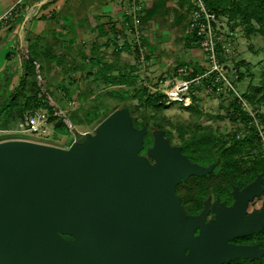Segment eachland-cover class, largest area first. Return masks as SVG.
I'll return each instance as SVG.
<instances>
[{"label": "water", "instance_id": "water-1", "mask_svg": "<svg viewBox=\"0 0 264 264\" xmlns=\"http://www.w3.org/2000/svg\"><path fill=\"white\" fill-rule=\"evenodd\" d=\"M56 113L73 128L62 111ZM145 132L132 127L123 108L106 116L94 137L73 140L67 149L0 141V264H223L259 258L264 247L231 240L264 224V208L244 217L247 202L264 191L260 176L233 188L231 207L215 202L216 219L193 236L203 213L183 219L175 185L210 167L189 161L159 131L148 149L156 158L150 164L138 154Z\"/></svg>", "mask_w": 264, "mask_h": 264}, {"label": "rangeland", "instance_id": "rangeland-1", "mask_svg": "<svg viewBox=\"0 0 264 264\" xmlns=\"http://www.w3.org/2000/svg\"><path fill=\"white\" fill-rule=\"evenodd\" d=\"M141 4L143 13L146 14L152 1L141 0ZM43 8L44 6L40 11ZM166 8L167 10L162 11V14L153 15L142 21V33L139 37L122 28L114 37L115 41L110 39L111 42L106 45L108 50H97L95 54L93 53L95 56L101 54L102 60L111 65L110 70L105 74L117 76L119 83L106 85L99 79L96 68L93 66L94 63L89 61L92 53L84 49H80L81 51L77 54L78 58H73L75 55L69 50L65 52L64 68L75 64L77 70L74 71L76 72L72 69L51 68V71L46 73V77L42 73L40 77L37 76L42 85L49 90L50 96H45V100L56 105L65 116L73 118L76 122V127L71 130L68 127L70 135L55 134L50 128L46 129V132L23 131L16 120L8 128L0 129V141L24 139L67 149L73 140L80 142L94 137L97 125L106 116L125 108L131 117L133 128L145 127L147 131L148 126H151L152 143L144 153H140L141 149L138 152L139 155L145 156L150 164L156 161V158L148 152V149L153 146L154 131L161 132L170 147H180L183 141L200 137L209 138L210 142L206 144L210 147L214 138L223 140L232 134L242 137L249 135L252 131L251 127H254L257 134L254 137L253 147H250L244 156L250 159L264 158V126L259 121L260 114L264 115V37L254 30L245 28L238 16L231 18L228 14L218 16L217 34L224 44L221 64L227 70L226 74L232 80L237 94L242 96L247 107L254 112L255 121L248 114L243 117L240 110L232 109L231 102L235 99L233 91L208 95L204 94L200 88L199 94L202 96L196 97L188 108H182L179 103L160 104L159 107H153L146 101L145 93H141L142 86H146L148 92L161 93V89L184 78L193 64L207 67L204 53L198 41L192 38L193 35L186 23L188 20L186 0H168ZM175 11L179 15L175 14ZM40 23L37 22L38 25ZM59 36L64 37L62 41L67 40V34L60 31L52 36L51 45L59 44L61 40ZM62 74L64 79L60 82L61 77L59 76ZM63 82L64 85H69L66 88L68 91L60 87ZM75 85L79 92L75 90ZM248 94L253 95L251 100L246 97ZM71 100L75 102L74 105L68 103ZM94 107L98 112L92 119H89L85 112L88 109L93 110ZM240 109L245 111L241 107ZM45 110L48 113V109L45 108ZM133 116L136 117L137 122H147V125L134 126ZM49 122L53 124L52 119H49ZM164 131H167V137L164 136ZM186 158L191 161L188 157ZM201 166L210 167V170L216 172L219 163ZM195 176L201 175L191 173L185 179L182 178L179 183L180 179L175 185V194L180 198L183 219L196 217L203 213L197 227L199 228L200 225L216 219L213 210L215 202L222 203L226 207L234 204L233 188L236 186L231 189V199L226 202L221 200L211 188L205 190L197 188V182L200 183V180H196ZM190 183L196 186L195 191V188L190 187ZM261 186L264 187L263 180ZM191 192L198 193L195 198L198 202H202V207L196 214H186L182 206V197L186 200L191 199L193 197ZM263 208L264 191L247 202L249 213L244 217Z\"/></svg>", "mask_w": 264, "mask_h": 264}, {"label": "trees", "instance_id": "trees-1", "mask_svg": "<svg viewBox=\"0 0 264 264\" xmlns=\"http://www.w3.org/2000/svg\"><path fill=\"white\" fill-rule=\"evenodd\" d=\"M52 1L55 0H44L42 3H39L40 1L37 0L34 4V7H36L35 9H38L39 7H42ZM167 1L168 0L152 1L151 6L147 8L146 14L142 12V14L140 15L141 23L146 18L152 17L153 15L162 14V11H166ZM204 3L206 7L209 10L215 12L217 16L223 14H228L230 18L238 16L245 28L254 30L264 37V0H204ZM186 8L188 14V0H186ZM175 14L179 15V13L176 11ZM26 17L27 19L20 29V37L18 38L17 44L18 47L23 48L22 54H20V75L18 83L11 94L12 97H10V102L6 103L3 109H8L4 111H10L11 108L8 107L10 104L16 105L20 102L19 108L21 113L20 115L22 117L23 113L28 108H47L48 121L49 119H52L53 121V132L55 134L68 136L71 134L68 126L62 120L61 116L56 113L59 108L56 105L48 103L45 100V96H50V93L49 90L44 87L42 83L37 79V76L39 75L40 77V73H42L46 77V73L50 72L51 68H63L66 70L72 69L73 72H76L74 70H77V66L73 64V66L70 65L72 67L68 66L64 68V63L61 65L60 62L62 61L61 59L63 57L65 58V52H68V50L65 49L66 51L60 52L48 43L42 46L41 42L39 41L41 36H38V38L35 40H29V43L24 46L21 41V35L27 21L31 17V14L27 13ZM23 18L24 16L21 17L20 20H23ZM127 19L128 17L123 15V29H127L128 31H130L128 29V26H125L124 24ZM186 23H188V21ZM111 27L112 28H110V31L113 32V35L111 37L109 36V39H111V41H115L114 37L120 30H116L113 26ZM192 38L197 40V37H195L194 35L192 36ZM68 40L70 39L68 38ZM89 52L92 53L90 55L91 58L89 59V61L90 63H94L93 66H95L96 68L97 77L101 79L106 85L119 83V78L117 76L106 75L110 70L111 65L105 62V60H102V58L100 57L101 54L95 56V52ZM76 53L78 54L79 51H77ZM221 55L222 54L219 55L220 60ZM29 57L34 58L38 65L32 62ZM189 69V72L185 74L184 78H190L195 74L202 73L206 69V67H201L197 64H193V66ZM63 79L64 75L62 74L60 82H62ZM60 87L63 90L65 89L66 91H68L66 88H68L69 85L66 86L63 82ZM74 87L75 90H78L79 92L77 86L75 85ZM140 89L142 90L141 93H145V99L150 105H152L153 107H159L160 104L164 105L161 102V97L163 96L162 93L148 92L146 86H142ZM252 96L253 95L248 94L246 97L251 100ZM191 104H188L186 106L182 104L179 105L182 108H188ZM231 105L233 106L232 109L240 110V113L243 117L245 115L247 116V112L240 109V105L237 102L236 98L233 100V102H231ZM97 112V108L94 107L93 110L88 109L85 112V115L89 119H92L95 114H97ZM259 118V121L264 126V115L260 114ZM68 119L70 120L72 125L76 127V122L74 121V119L71 117H68ZM132 120L134 126L142 127L143 125H147V122H137L135 116H133ZM150 128L151 126H148L147 131L143 135V143L140 153H144L152 143ZM251 130L252 131L249 135H244L242 137L238 136L237 134H232L231 136L223 140L214 138L210 147H208V145L206 144L210 142V139L205 137L185 140L181 143V153L188 157L191 161L203 166H208L214 164L215 162L219 163V168L216 172L214 170H209L204 175L195 176L196 180H200V183H198L199 181L197 182V188L202 190L211 188L221 200L227 202L231 199V189L234 186H236L237 189L245 187L253 180H255L258 176H260L261 181H264V158L257 157L250 159L244 156L249 148L253 147L252 145L254 137L257 134V130L254 127H251ZM163 134L165 137L168 136L167 131H164ZM190 187L195 188L194 191L196 190V186L194 184L190 183ZM191 193L193 197H191V199L189 200H186V198L182 197V206L186 214H196L202 207V202H198L197 198H195L196 196H198V193ZM249 237H252V242L258 243L260 247H264V224L257 233L247 236H240L237 240L244 242L248 240ZM223 264H264V252L259 258L254 257L250 259L239 257Z\"/></svg>", "mask_w": 264, "mask_h": 264}, {"label": "crops", "instance_id": "crops-1", "mask_svg": "<svg viewBox=\"0 0 264 264\" xmlns=\"http://www.w3.org/2000/svg\"><path fill=\"white\" fill-rule=\"evenodd\" d=\"M15 1L0 0V13ZM36 1L23 0L22 9L16 18L0 30V129L8 128L16 120L19 124L22 118L19 108L20 102L16 105L10 104L8 106L11 108L10 111H4L8 109L3 108L6 103L10 102L11 94L18 83L20 54H22L23 48L18 47L17 44L22 28L21 24L27 13L31 14V17L21 35L24 46L29 43V40H35L38 36H41L39 41L42 46L47 43L52 44V36L62 31L67 34V40L62 41L64 37L59 36L61 39L59 44L56 43L52 46H55V49L60 52L66 50L73 52L75 55L73 58H78L76 52L80 49L93 52L108 50L106 45L111 42L109 36L113 35V32L110 31L111 26L116 30L123 28L125 0H55L45 4L42 11L40 9L43 6L35 9ZM39 1V3L43 2L42 0ZM143 1L151 2L154 0ZM23 16V20H19ZM37 22L41 23L38 25ZM61 60L60 64L62 65L65 61L64 57ZM52 126V122L48 121L47 129L52 130Z\"/></svg>", "mask_w": 264, "mask_h": 264}, {"label": "built area", "instance_id": "built-area-1", "mask_svg": "<svg viewBox=\"0 0 264 264\" xmlns=\"http://www.w3.org/2000/svg\"><path fill=\"white\" fill-rule=\"evenodd\" d=\"M188 2V29L197 37L199 46L207 60V67L202 73L195 74L190 78L178 79L172 85L161 89L163 94L161 102L165 105L179 103L186 106L193 103L196 97L202 96L199 94L200 88L204 94L208 95L233 91L240 107L255 121L254 112L247 107V103L242 96L237 94L232 80L226 74L227 70L221 64L219 55L223 53L224 44L219 40L217 34L219 28L218 16L206 7L204 0H188ZM22 3L23 0H16L0 13V30L16 18L18 12L22 9ZM142 12L141 0H125L123 14L128 19L124 24L136 37H139L142 33L140 19ZM68 103L75 104L73 100ZM47 122L48 113L45 108L32 107L23 113L19 127L21 130L31 133L46 132Z\"/></svg>", "mask_w": 264, "mask_h": 264}, {"label": "flooded vegetation", "instance_id": "flooded-vegetation-1", "mask_svg": "<svg viewBox=\"0 0 264 264\" xmlns=\"http://www.w3.org/2000/svg\"><path fill=\"white\" fill-rule=\"evenodd\" d=\"M182 181V179L179 181V183ZM231 207V206H230ZM229 208V207H228ZM251 212V211H250ZM249 213V211H247V204H246V208H245V213H244V216H246V214H248ZM214 215V214H213ZM195 235H197L198 234V232H199V228H196L195 229ZM194 234V233H193ZM252 234H254V233H250V234H248V235H252ZM63 236L64 237H69L68 235H64L63 234ZM244 236H247V235H244ZM238 237H240V236H237V237H234L232 240H231V242H233V243H236V244H249V245H251V244H255V242H252V237H249V239L248 240H246V241H238L237 239H238Z\"/></svg>", "mask_w": 264, "mask_h": 264}, {"label": "bare ground", "instance_id": "bare-ground-1", "mask_svg": "<svg viewBox=\"0 0 264 264\" xmlns=\"http://www.w3.org/2000/svg\"><path fill=\"white\" fill-rule=\"evenodd\" d=\"M76 135H78L76 132H75Z\"/></svg>", "mask_w": 264, "mask_h": 264}]
</instances>
